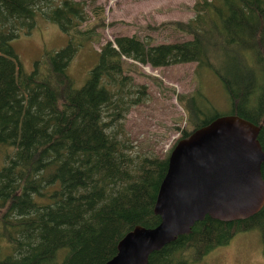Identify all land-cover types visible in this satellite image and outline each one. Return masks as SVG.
Segmentation results:
<instances>
[{"label": "trees", "instance_id": "1", "mask_svg": "<svg viewBox=\"0 0 264 264\" xmlns=\"http://www.w3.org/2000/svg\"><path fill=\"white\" fill-rule=\"evenodd\" d=\"M93 3L0 0V264H102L128 230L160 221L153 206L168 155H132L121 136L127 110L144 93L126 59L151 66L197 62L196 89L178 94L192 125L181 137L223 114L256 123L264 110V0H195L191 17L169 21L190 35L183 40L117 35L101 45L77 87L68 63L104 19L103 7ZM88 4L97 22L82 28ZM39 15L57 23L68 42L27 71L11 40L29 32ZM207 74L221 82L231 111L201 108ZM261 171L264 179V164ZM253 228L264 240V203L246 218L205 215L150 252L146 264H190Z\"/></svg>", "mask_w": 264, "mask_h": 264}, {"label": "rangeland", "instance_id": "2", "mask_svg": "<svg viewBox=\"0 0 264 264\" xmlns=\"http://www.w3.org/2000/svg\"><path fill=\"white\" fill-rule=\"evenodd\" d=\"M195 0H94L103 7V24L96 27L93 39L78 46L67 70L79 87L86 80L98 59L101 45L117 35H136L152 43L172 42L190 38L169 23L186 20L192 16ZM88 4L89 19L81 27L97 22ZM92 38V37H91ZM68 34L57 23L39 15L29 32H22L11 40L18 59L30 71L34 61L46 52L63 47ZM130 74L136 84L144 85L141 101L130 106L122 120V133L131 144L132 155L165 157L174 143L189 131L187 111L178 94L190 95L197 85L196 61H186L166 66H151L134 59H126ZM207 77V78H206ZM204 98L201 108L210 107L227 113L229 98L221 82L212 74L204 77ZM2 158L0 157V162ZM4 246V240L0 239ZM190 264H264V240L258 229L237 231L226 244L219 245L201 255Z\"/></svg>", "mask_w": 264, "mask_h": 264}, {"label": "water", "instance_id": "3", "mask_svg": "<svg viewBox=\"0 0 264 264\" xmlns=\"http://www.w3.org/2000/svg\"><path fill=\"white\" fill-rule=\"evenodd\" d=\"M259 131L255 122L231 113L179 138L153 206L160 221L128 230L102 264H146L150 252L189 232L205 215L228 221L257 212L264 203Z\"/></svg>", "mask_w": 264, "mask_h": 264}, {"label": "flooded vegetation", "instance_id": "4", "mask_svg": "<svg viewBox=\"0 0 264 264\" xmlns=\"http://www.w3.org/2000/svg\"><path fill=\"white\" fill-rule=\"evenodd\" d=\"M257 118L256 124L260 126L258 138L264 148V110L258 113Z\"/></svg>", "mask_w": 264, "mask_h": 264}]
</instances>
